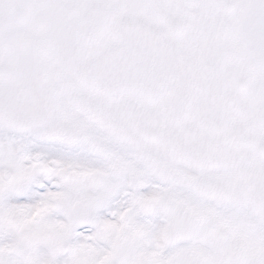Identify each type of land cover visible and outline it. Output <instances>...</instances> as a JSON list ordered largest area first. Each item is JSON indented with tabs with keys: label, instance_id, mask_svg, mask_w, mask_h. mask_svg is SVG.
<instances>
[{
	"label": "snow or ice",
	"instance_id": "1",
	"mask_svg": "<svg viewBox=\"0 0 264 264\" xmlns=\"http://www.w3.org/2000/svg\"><path fill=\"white\" fill-rule=\"evenodd\" d=\"M0 264H264V0H0Z\"/></svg>",
	"mask_w": 264,
	"mask_h": 264
}]
</instances>
